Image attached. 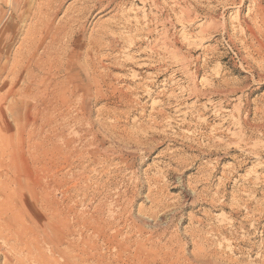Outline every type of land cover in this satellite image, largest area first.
<instances>
[{"label":"rangeland","instance_id":"1","mask_svg":"<svg viewBox=\"0 0 264 264\" xmlns=\"http://www.w3.org/2000/svg\"><path fill=\"white\" fill-rule=\"evenodd\" d=\"M23 103L0 264H264V0H0V110Z\"/></svg>","mask_w":264,"mask_h":264},{"label":"bare ground","instance_id":"2","mask_svg":"<svg viewBox=\"0 0 264 264\" xmlns=\"http://www.w3.org/2000/svg\"><path fill=\"white\" fill-rule=\"evenodd\" d=\"M249 29H250V27H249ZM37 30V29H36ZM251 31V30H250ZM37 34V33H36ZM32 35V34H31ZM32 40H33V42H35L34 41V39H33V37L31 38ZM31 39H29V40H31ZM37 40V39H36ZM28 42V41H27ZM32 42V41H31ZM30 42V43H31ZM32 42V43H33ZM29 44V43H28ZM35 44V43H34ZM33 44V45H34ZM98 44V43H97ZM25 45V44H24ZM36 45V44H35ZM92 45V44H91ZM31 48V47H30ZM30 48H28V49H30ZM34 48H35V46H34ZM27 49V50H28ZM35 50H36V48H35ZM28 51H31V50H28ZM32 52V51H31ZM34 52V51H33ZM32 52V53H33ZM90 52V51H89ZM22 53V52H21ZM20 53V54H21ZM19 54V55H20ZM33 54H35V53H33ZM25 55V54H24ZM91 55V54H90ZM263 55V54H262ZM29 56H31V55H29ZM26 57V56H25ZM28 58V57H27ZM32 58H34V56L33 57H31V59ZM87 58V57H86ZM24 59V58H23ZM16 60H18V59H16ZM21 60V59H20ZM19 60V61H20ZM28 60V59H27ZM29 60H30V58H29ZM29 60H28V62H29ZM33 60V59H32ZM32 60H30V64H32L33 62H32ZM26 61V60H25ZM38 62V61H37ZM37 62H35V64L37 63ZM45 63V62H44ZM25 64V63H24ZM23 64V65H24ZM37 64H42V62H40V63H37ZM46 64V63H45ZM45 64H43V65H45ZM90 64V63H89ZM19 66V65H18ZM39 66V65H38ZM41 66V65H40ZM35 67V66H34ZM42 67V66H41ZM43 67H45V66H43ZM90 67H91V65H90ZM23 68V67H22ZM21 68V71L23 70ZM37 68V67H36ZM93 68V67H92ZM95 68V67H94ZM32 68H30V70H31ZM38 69V68H37ZM42 69V68H41ZM35 70V69H34ZM94 70V69H93ZM43 71V70H42ZM16 72H18V71H16ZM27 72V71H26ZM29 72V71H28ZM33 72V71H32ZM15 72H13L12 73V75L14 74ZM33 73H35V72H33ZM16 74H14L13 76H15ZM19 75V74H18ZM18 75H16L17 77H19ZM28 75H30V74H28ZM30 76H32V75H30ZM30 76H28V77H30ZM57 76V75H56ZM18 79V78H17ZM30 79H32V78H30ZM33 79H34V77H33ZM16 80V79H15ZM55 80H57V79H55ZM33 81V80H32ZM52 81V80H51ZM68 81H66V83H67ZM28 83V82H27ZM30 83H31V80H30ZM49 86V85H48ZM50 86H52L51 85V83H50ZM54 86V89L56 90H58V88H59V90H62L61 89V86H66V84H65V82H60V83H56L55 85H53ZM5 87H7V84L6 83H4L3 84V86L1 87V90L2 89H4ZM47 87V86H46ZM69 87V86H68ZM98 87V86H97ZM50 88H52L53 89V87H50ZM62 88H64V87H62ZM88 88H90V87H88ZM47 89H49V88H47ZM51 89V90H52ZM66 89L67 88H64V92L66 91ZM13 90H14V88L12 87V92H13ZM50 90V89H49ZM89 90V89H88ZM97 90V89H96ZM54 91V90H53ZM71 91V90H70ZM59 92V91H58ZM61 92V91H60ZM67 92H68V90H67ZM23 93V92H22ZM63 93V92H62ZM75 93V92H74ZM71 94V93H70ZM76 94V93H75ZM98 94V93H97ZM71 95H73V94H71ZM21 108H23L24 110H25V114L24 113H22V112H16V111H11L9 114H4L3 113V110H0V123H1V125L5 128V129H7V130H11V127L13 126V124L17 127V126H19L20 124H19V122L21 121V119H23L24 120V118H25V120H26V118H28V122L29 123H31V122H33V121H35L34 119H32L31 118V116H30V114H29V111H27V110H30V108L28 107V104H24L23 103V106H21ZM7 109V108H6ZM6 112V111H5ZM58 121V120H57ZM39 122H40V119H39ZM61 122V121H60ZM25 123H27V121L25 122ZM47 123H48V121L47 120H45L44 121V119L42 120V124H41V126H46L47 125ZM32 124H34V123H32ZM30 125V124H29ZM35 125V124H34ZM37 127H38V125H37ZM40 127V126H39ZM45 128V127H44ZM19 130H20V132L18 133V135H19V138H22L23 137V133H25V131H24V128H21V127H19ZM40 130V129H39ZM42 132H44V129H43V131ZM86 132V131H85ZM90 132V131H89ZM31 133V132H30ZM36 133V132H35ZM34 134V133H33ZM32 134V135H33ZM88 134V133H87ZM42 135V134H41ZM45 135V134H44ZM50 135V134H49ZM35 136V135H34ZM43 136V135H42ZM41 137V136H40ZM31 138V137H30ZM61 138V137H60ZM42 139V138H41ZM40 139V140H41ZM55 139V138H54ZM59 139V138H58ZM22 140V139H21ZM31 140V139H30ZM39 140V141H40ZM47 140V139H46ZM28 142V141H27ZM31 142V141H30ZM33 142V141H32ZM47 142H49V141H47ZM54 142V141H53ZM40 143H41V141H40ZM43 143V142H42ZM41 143V144H42ZM51 143V142H50ZM58 143H59V141H58ZM57 143V144H58ZM53 144V143H52ZM56 143H55V145H57ZM94 144V143H93ZM47 145V144H46ZM49 145H51V144H49L48 143V145L47 146H49ZM59 145V144H58ZM27 146V145H26ZM93 146V145H92ZM46 147V146H45ZM52 147V146H51ZM53 147H54V145H53ZM68 147V146H67ZM35 148V147H34ZM37 148V147H36ZM55 148H57V146L55 147ZM19 149H21V147L19 148ZM23 149V148H22ZM46 149H47V147H46ZM59 149V148H58ZM57 151V150H56ZM61 151V150H60ZM27 152H28V150H27ZM32 152V151H31ZM53 152V151H52ZM59 152V151H58ZM58 152H56V155H57V153ZM62 152H63V150H62ZM11 153H12V151H11ZM37 153V152H36ZM19 154V153H18ZM39 154V153H38ZM60 154H62L61 152H60ZM20 155H22L21 153L19 154V156ZM34 155V154H33ZM32 155V156H33ZM55 155V154H54ZM18 156V155H17ZM35 156H36V154H35ZM64 156V155H63ZM67 156V155H66ZM22 157H23V155H22ZM28 157H30L31 158V154H29V156ZM27 157V158H28ZM53 157V155L52 154H50L48 151H46L45 149L43 150V152L41 151V153L39 154V158H42L43 160H46V159H48V158H52ZM21 158V157H20ZM27 158H26V162L28 161L27 160ZM29 158V159H30ZM37 158V156L35 157V159ZM54 158V157H53ZM52 158V159H53ZM22 159V158H21ZM15 160H17V159H15ZM32 160V159H31ZM31 160H29L30 162H31ZM38 160V159H37ZM13 161H14V159H13ZM12 161V162H13ZM29 161H28V164H29ZM53 161V160H52ZM55 161V160H54ZM53 161V162H54ZM38 162H39V160H38ZM41 162V161H40ZM45 162V161H44ZM47 162V161H46ZM48 162H49V160H48ZM48 162H47V164H48ZM51 162V161H50ZM36 163H37V161H36ZM27 164V165H28ZM61 164V163H60ZM14 166H15V164H14ZM36 166V165H35ZM43 166V165H42ZM1 167V166H0ZM8 167V166H7ZM38 167V166H37ZM33 168V167H32ZM36 168V167H35ZM5 169H7L6 168V166H5ZM9 169V168H8ZM37 169V168H36ZM42 169V168H41ZM40 169V170H41ZM44 169V168H43ZM42 169V170H43ZM46 169V168H45ZM44 169V170H45ZM48 169V168H47ZM32 171V170H31ZM37 171V170H36ZM43 172V171H42ZM45 174V173H44ZM54 174V173H53ZM52 175V174H51ZM53 176V175H52ZM40 178V177H39ZM36 183V182H35ZM36 185V184H35ZM38 186V185H37ZM45 186V185H44ZM44 186L42 187V189L44 188ZM28 189V188H27ZM31 189V188H30ZM34 191V190H33ZM32 191V192H33ZM42 191V190H41ZM35 192V191H34ZM47 193V192H46ZM48 196V195H47ZM47 196H46V198H47ZM49 197V196H48ZM44 200V199H43ZM47 202V201H46ZM45 204V203H44ZM50 208L51 207H49V209L48 208H46V209H48V210H50ZM52 210V209H51ZM110 210V209H109ZM47 211V210H46ZM125 212V211H124ZM53 213H55V212H53ZM151 214V213H150ZM55 218V217H54ZM101 218V217H100ZM48 220V219H47ZM49 221V220H48ZM44 222V221H43ZM79 222V221H78ZM83 222V221H82ZM155 222V221H154ZM46 223V222H45ZM111 223V222H110ZM48 224V223H47ZM45 225V224H44ZM77 225H78V223H77ZM47 226V225H46ZM95 231V230H94ZM9 233V232H8ZM56 234V233H55ZM164 236V235H163ZM98 237V236H97ZM169 237H171V236H169ZM153 238V237H152ZM88 240V239H87ZM86 240V241H87ZM130 240V239H129ZM174 241V240H173ZM52 245H54V244H52ZM124 246V245H123ZM55 247V246H54ZM128 247V246H127ZM124 249V248H123ZM180 251V250H179ZM200 253V252H199ZM119 254V253H118ZM169 255V254H168ZM196 255V254H195ZM136 257V256H135ZM138 257V256H137ZM152 257V256H151ZM169 257V256H168ZM214 257V256H213ZM198 258V257H197ZM200 258V257H199ZM202 258V257H201ZM170 259V258H169ZM174 259V258H173ZM175 260V259H174ZM168 261V260H167ZM180 262V261H179ZM206 262V261H205ZM205 264V263H204Z\"/></svg>","mask_w":264,"mask_h":264}]
</instances>
